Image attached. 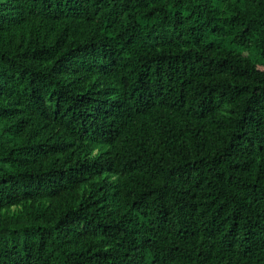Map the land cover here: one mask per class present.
I'll list each match as a JSON object with an SVG mask.
<instances>
[{"label":"trees","instance_id":"1","mask_svg":"<svg viewBox=\"0 0 264 264\" xmlns=\"http://www.w3.org/2000/svg\"><path fill=\"white\" fill-rule=\"evenodd\" d=\"M0 264H264V0H0Z\"/></svg>","mask_w":264,"mask_h":264},{"label":"rangeland","instance_id":"2","mask_svg":"<svg viewBox=\"0 0 264 264\" xmlns=\"http://www.w3.org/2000/svg\"><path fill=\"white\" fill-rule=\"evenodd\" d=\"M231 48H234L236 51H238L239 53H241L242 55L254 60L255 59V54L254 52H248V51H245L244 49L242 48H239V47H236L235 45H229ZM261 64V63H260Z\"/></svg>","mask_w":264,"mask_h":264}]
</instances>
